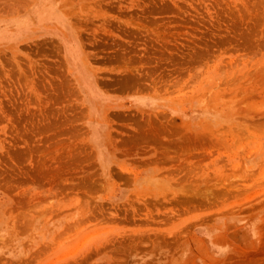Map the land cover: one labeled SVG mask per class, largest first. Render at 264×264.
Returning <instances> with one entry per match:
<instances>
[{"label":"rangeland","instance_id":"374dc122","mask_svg":"<svg viewBox=\"0 0 264 264\" xmlns=\"http://www.w3.org/2000/svg\"><path fill=\"white\" fill-rule=\"evenodd\" d=\"M0 264H264V0H0Z\"/></svg>","mask_w":264,"mask_h":264},{"label":"bare ground","instance_id":"6f19581e","mask_svg":"<svg viewBox=\"0 0 264 264\" xmlns=\"http://www.w3.org/2000/svg\"><path fill=\"white\" fill-rule=\"evenodd\" d=\"M183 169V168H182Z\"/></svg>","mask_w":264,"mask_h":264}]
</instances>
